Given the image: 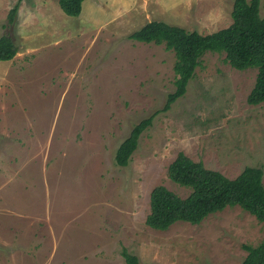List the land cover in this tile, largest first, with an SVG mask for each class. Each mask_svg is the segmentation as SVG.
I'll list each match as a JSON object with an SVG mask.
<instances>
[{
  "label": "rangeland",
  "instance_id": "374dc122",
  "mask_svg": "<svg viewBox=\"0 0 264 264\" xmlns=\"http://www.w3.org/2000/svg\"><path fill=\"white\" fill-rule=\"evenodd\" d=\"M233 4L84 0L71 16L59 0H0V36L19 47L0 60V264H126L124 248L141 264H241L246 246L264 240V222L239 205L197 224L146 223L155 186L191 192L168 175L180 151L232 178L264 168V102L247 100L257 68L206 52L129 164L115 160L133 126L176 89L175 52L130 35L152 20L215 32L233 22Z\"/></svg>",
  "mask_w": 264,
  "mask_h": 264
},
{
  "label": "trees",
  "instance_id": "16d2710c",
  "mask_svg": "<svg viewBox=\"0 0 264 264\" xmlns=\"http://www.w3.org/2000/svg\"><path fill=\"white\" fill-rule=\"evenodd\" d=\"M84 0H59L62 10L71 16H79ZM261 0H234L233 22L215 32L202 34L187 30L180 25L161 20L147 22L130 37L146 43H165L175 52L174 71L177 75L174 92L168 94L164 107L136 123L130 134L120 143L115 160L127 166L139 145L141 134L151 127L160 111L168 110L171 104L187 91L202 56L208 52H224L230 65L239 70L257 68L248 102H264V16L260 13ZM18 6L11 9L9 23L15 21ZM19 52L14 39L7 34L0 36V60H11ZM169 177L177 184L188 187L191 192L182 197L167 186H155L150 196V212L146 223L152 228L165 230L177 221L200 223L209 214L227 206L239 205L260 222H264V168L247 165L236 177L206 167L202 160H194L180 151L168 167ZM248 254L241 264H264V240L257 246H246ZM126 264H141L139 256L123 249Z\"/></svg>",
  "mask_w": 264,
  "mask_h": 264
},
{
  "label": "crops",
  "instance_id": "0c3cea01",
  "mask_svg": "<svg viewBox=\"0 0 264 264\" xmlns=\"http://www.w3.org/2000/svg\"><path fill=\"white\" fill-rule=\"evenodd\" d=\"M11 60H13V59H11ZM11 60H7V61L9 62V61H11Z\"/></svg>",
  "mask_w": 264,
  "mask_h": 264
}]
</instances>
